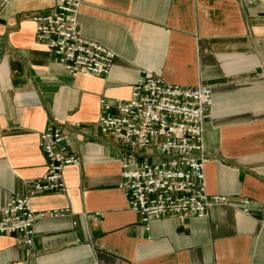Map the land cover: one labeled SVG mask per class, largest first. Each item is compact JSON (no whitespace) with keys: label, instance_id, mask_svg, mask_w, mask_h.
Wrapping results in <instances>:
<instances>
[{"label":"crops","instance_id":"crops-1","mask_svg":"<svg viewBox=\"0 0 264 264\" xmlns=\"http://www.w3.org/2000/svg\"><path fill=\"white\" fill-rule=\"evenodd\" d=\"M78 1L81 37L115 55L106 77L72 75L36 41L33 17L58 0H0V210L18 197L68 211L37 218L30 246L0 235V264H264V0ZM142 73L210 88L207 193L228 199L149 231L119 189L123 147L97 123L101 100H128ZM49 126L70 134L79 164L64 190L35 193Z\"/></svg>","mask_w":264,"mask_h":264},{"label":"built area","instance_id":"built-area-1","mask_svg":"<svg viewBox=\"0 0 264 264\" xmlns=\"http://www.w3.org/2000/svg\"><path fill=\"white\" fill-rule=\"evenodd\" d=\"M79 14L78 0H58L55 7L33 17L35 39L72 75L106 77L115 55L81 37L77 28ZM212 103L207 86L170 85L147 73L139 76L128 100L113 104L101 100L97 122L100 132L112 137L125 152L119 189L146 231L155 220L204 218L212 206L228 202L225 197L207 193L204 120ZM65 127L74 131L80 124ZM69 144L70 134H64L61 128L49 126L40 134L46 171L35 182V193L64 190L63 170L79 164L78 157L69 152ZM67 212L36 213L28 198L12 197L0 210V235L18 237L30 246L37 218ZM244 212L248 213V209Z\"/></svg>","mask_w":264,"mask_h":264}]
</instances>
